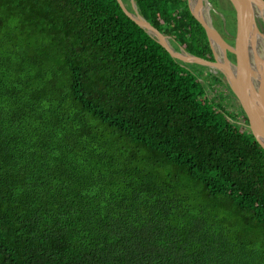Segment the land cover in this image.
<instances>
[{
  "label": "trees",
  "instance_id": "obj_1",
  "mask_svg": "<svg viewBox=\"0 0 264 264\" xmlns=\"http://www.w3.org/2000/svg\"><path fill=\"white\" fill-rule=\"evenodd\" d=\"M136 2L215 59L188 0ZM207 68L118 0H0V264H264V148Z\"/></svg>",
  "mask_w": 264,
  "mask_h": 264
},
{
  "label": "water",
  "instance_id": "obj_2",
  "mask_svg": "<svg viewBox=\"0 0 264 264\" xmlns=\"http://www.w3.org/2000/svg\"><path fill=\"white\" fill-rule=\"evenodd\" d=\"M230 1L237 19L234 42L228 41L215 27L211 15L206 17L203 14L201 6L203 2L208 5L209 0H188L192 14L207 32L215 56L214 60H209L187 51L182 46L176 47L171 36L162 33L140 12L136 0H130L132 9L128 8L124 0H118L124 12L166 48L172 57L183 63L208 67L211 72L220 71L226 76L234 97L247 115L250 129L264 148V58L262 75L258 81L253 77L250 59L251 36L258 29L256 7L264 10V0ZM230 54L236 56V61L230 58Z\"/></svg>",
  "mask_w": 264,
  "mask_h": 264
},
{
  "label": "rangeland",
  "instance_id": "obj_3",
  "mask_svg": "<svg viewBox=\"0 0 264 264\" xmlns=\"http://www.w3.org/2000/svg\"><path fill=\"white\" fill-rule=\"evenodd\" d=\"M216 1L217 2L214 3L211 0H209L210 3L208 4V6L210 7L211 18H212L213 22H215L214 25H215V27L217 26L218 28H220V29H218L216 27L219 31L221 30L220 32L224 37H225V35H227V37H225L226 39H229V40L233 39L234 40V37L236 34V27H237V26H233V24H234L233 18H234V16H236L235 9H233L232 5L230 4V2L228 0H216ZM231 24H232V27L235 28V31H233V32L231 31ZM207 69L210 71V68H207ZM208 70H206V71H208ZM213 73L222 78V84L221 83H215L214 84V86L217 89V94L225 98V100H226L225 104L227 106L235 108L234 104L232 103V100L230 99V96H229L230 93L226 92V89H225L226 86H229V83L226 79V76L220 71H215V72L213 71ZM203 75H204L203 76L204 80L206 79L207 81H210L213 83L212 77H209L207 74H203ZM210 94L215 95L214 92H212L211 90H210Z\"/></svg>",
  "mask_w": 264,
  "mask_h": 264
},
{
  "label": "bare ground",
  "instance_id": "obj_4",
  "mask_svg": "<svg viewBox=\"0 0 264 264\" xmlns=\"http://www.w3.org/2000/svg\"><path fill=\"white\" fill-rule=\"evenodd\" d=\"M196 2L197 0H193ZM201 10L206 17L210 16V7L203 3ZM256 19L258 29L251 36L250 59L252 61V73L256 81L261 77L262 60L264 58V10L256 7Z\"/></svg>",
  "mask_w": 264,
  "mask_h": 264
},
{
  "label": "flooded vegetation",
  "instance_id": "obj_5",
  "mask_svg": "<svg viewBox=\"0 0 264 264\" xmlns=\"http://www.w3.org/2000/svg\"><path fill=\"white\" fill-rule=\"evenodd\" d=\"M214 24H215V22H214ZM217 27V26H216ZM218 28V27H217ZM228 41H230L229 39H227ZM235 40H233V41H230V42H234ZM231 59H232V57H230ZM234 58H235V61H236V56L234 55ZM233 60V59H232ZM234 61V60H233Z\"/></svg>",
  "mask_w": 264,
  "mask_h": 264
}]
</instances>
